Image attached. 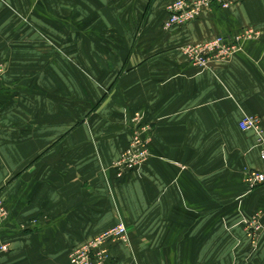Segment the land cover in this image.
<instances>
[{
	"label": "crops",
	"instance_id": "crops-1",
	"mask_svg": "<svg viewBox=\"0 0 264 264\" xmlns=\"http://www.w3.org/2000/svg\"><path fill=\"white\" fill-rule=\"evenodd\" d=\"M173 1L0 0V264H69L118 222L127 264H264L242 223L264 224V185L242 179L264 162L238 126L255 116L264 136V0L164 29ZM249 26L260 37L209 68L182 52ZM137 110L151 156L118 178Z\"/></svg>",
	"mask_w": 264,
	"mask_h": 264
},
{
	"label": "built area",
	"instance_id": "built-area-1",
	"mask_svg": "<svg viewBox=\"0 0 264 264\" xmlns=\"http://www.w3.org/2000/svg\"><path fill=\"white\" fill-rule=\"evenodd\" d=\"M236 1L239 0H175L166 8L168 16L163 22V28L170 29L184 25L197 19L206 10H211L215 6L225 8ZM252 37L249 29L245 27L232 35H216L200 42L187 44L181 49L193 66L206 69L214 62L228 60L235 52L241 50L245 41ZM239 123L242 130L256 129L260 134L257 117L244 115ZM149 130L150 126L144 122L141 112H136L131 122L128 145L113 164L117 176H121L124 172H135L148 161L151 156ZM261 135L262 132L258 142L261 147V158L264 159V139ZM244 181L249 185L264 183V171L247 169ZM5 214L4 203L0 200V222L5 218ZM258 220L259 216L254 215L248 221V228L253 229L255 234L259 231ZM116 240H127V230L123 222L72 247L68 254L69 264H108L110 255L106 244ZM8 250V244L0 243V253Z\"/></svg>",
	"mask_w": 264,
	"mask_h": 264
},
{
	"label": "rangeland",
	"instance_id": "rangeland-1",
	"mask_svg": "<svg viewBox=\"0 0 264 264\" xmlns=\"http://www.w3.org/2000/svg\"><path fill=\"white\" fill-rule=\"evenodd\" d=\"M244 0H239V1H236L235 3H233V4H231L230 6H228V7H225V8H222V7H220V6H215L216 8H220V9H229V8H231V7H233V6H235V5H237V4H239V3H242ZM248 29H249V31L251 32V34L253 35V37L251 38V39H249V40H254V39H258L259 37H260V35H261V33H260V31L259 30H257L255 27H252V26H249V27H247ZM241 30V29H240ZM249 40H247V41H249ZM192 44V43H191ZM195 67H198V66H195ZM198 68H200V67H198ZM5 69H6V67H5V64L4 63H1L0 64V80L2 79V77H3V75H4V73H5ZM136 112H140L139 110H137V111H134L133 112V114H132V116H131V118H130V135H131V122H132V118H133V116H134V114L136 113ZM238 126H239V129L241 130V132H243V133H250V134H252V136H253V138L255 139V141H256V147H257V149H258V151H259V156H260V159L264 162V159H262L261 158V147H260V145H259V137H260V134H261V132L262 131H260V134H259V130H256V129H249V130H242L241 128H240V123H238ZM261 130V129H260ZM150 131V130H149ZM262 136V138L264 139V136H263V134L261 135ZM130 139V138H129ZM149 139H150V141H151V135H150V133H149ZM120 157V156H119ZM116 161V160H115ZM114 161V162H115ZM114 162L112 163V168H113V170L115 171V169H114V167H113V164H114ZM247 170V168L245 167L244 168V170L242 171V179H243V181H244V176H245V171ZM250 170H254V169H250ZM125 173V172H124ZM123 173V174H124ZM128 173H130V172H128ZM122 174V175H123ZM115 175H116V171H115ZM121 175V176H122ZM121 176H117L116 175V177H118V178H120ZM246 184H248V183H246ZM264 185V183H257V184H254V188L255 187H257V186H259V185ZM0 200H2L3 201V203H4V207H5V209H6V214H5V218L0 222V227L1 226H3L4 224H5V222H7L8 221V219H9V216H10V213H9V210H8V208H7V206H6V203H5V200H4V198L0 195ZM254 215H258L259 216V220H258V224H260L259 225V231H257V233L255 234L254 233V230L252 229V230H250L249 228H248V221H249V219L250 218H252ZM254 215H252V216H250V217H246V218H244V219H242V223H243V225H244V228H245V234H246V236L248 237V239L250 240V247H251V249H253V250H256L257 249V246H258V243H259V238H260V236H261V234H263L264 233V224L262 223V220H261V218H262V213H261V211H259V212H256ZM30 224V225H35L36 223H38V218H35V219H32V220H30L29 222H24V223H22V224H20L19 226L20 227H22V228H24V226H27V224ZM119 223V222H118ZM117 223V224H118ZM113 227V226H112ZM126 230H127V228H126ZM101 233V232H100ZM99 234V233H98ZM98 234H96V235H98ZM96 235H94V236H96ZM94 236H92V237H94ZM92 237H90V238H87L86 240H89V239H91ZM85 240V241H86ZM118 243H121V244H125V245H127V246H129V241H128V232H127V240L126 241H120V240H116L115 242H108L107 244H106V246H107V248L109 249V255H110V258L108 259V264H127V262H125V261H115V259L111 256V253H110V248L113 246V245H116V244H118ZM69 254V253H68ZM68 262H69V259H68Z\"/></svg>",
	"mask_w": 264,
	"mask_h": 264
},
{
	"label": "trees",
	"instance_id": "trees-1",
	"mask_svg": "<svg viewBox=\"0 0 264 264\" xmlns=\"http://www.w3.org/2000/svg\"><path fill=\"white\" fill-rule=\"evenodd\" d=\"M27 230H25V232H26ZM112 256V255H111ZM113 257V256H112ZM114 258V257H113ZM115 259V258H114ZM115 261H120V260H118V259H115Z\"/></svg>",
	"mask_w": 264,
	"mask_h": 264
}]
</instances>
